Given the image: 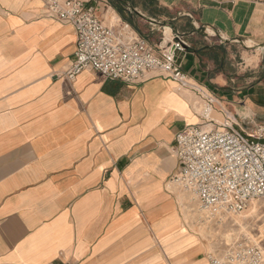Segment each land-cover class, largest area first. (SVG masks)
Segmentation results:
<instances>
[{"label": "crops", "instance_id": "0c3cea01", "mask_svg": "<svg viewBox=\"0 0 264 264\" xmlns=\"http://www.w3.org/2000/svg\"><path fill=\"white\" fill-rule=\"evenodd\" d=\"M80 1L151 45L180 34L215 116L264 124V0ZM44 13L0 0V264H208L170 185L175 135L202 122L192 96L160 77L68 80L75 30Z\"/></svg>", "mask_w": 264, "mask_h": 264}, {"label": "built area", "instance_id": "2783aa9c", "mask_svg": "<svg viewBox=\"0 0 264 264\" xmlns=\"http://www.w3.org/2000/svg\"><path fill=\"white\" fill-rule=\"evenodd\" d=\"M39 1L45 18L75 30L76 50L65 72L68 80L73 81L83 71L127 84L160 77L175 82L205 104L203 114H196L202 122L175 135L172 153L177 168L171 182L195 197L213 225H226L251 201L264 199V124L247 133L234 129L229 118L220 124L209 118L213 96L187 77L176 61V53L186 46L180 34L173 35L164 47L151 45L128 25H104L94 9L80 0ZM207 125L212 129L207 130ZM207 262L264 264V224L255 235L238 236L222 250L208 253Z\"/></svg>", "mask_w": 264, "mask_h": 264}, {"label": "rangeland", "instance_id": "374dc122", "mask_svg": "<svg viewBox=\"0 0 264 264\" xmlns=\"http://www.w3.org/2000/svg\"><path fill=\"white\" fill-rule=\"evenodd\" d=\"M119 24L121 25V23ZM104 25H107V23H104ZM182 91L192 96L195 113L202 115L205 109V104L197 99L191 92ZM195 104L199 107V110L195 109ZM209 118L219 120V123H223L222 118H217L213 112L210 113ZM251 210H254V212L251 213ZM181 214L183 222L204 243V254L207 259L208 253L220 251L224 248V244H227L222 236L224 233H233V238L248 235V233L252 235L256 234V231L264 224V199L254 202L245 213L238 216H231L226 222V225H221L220 223V225L215 226L211 222L203 219V213H198V211L197 213L193 212L192 215L186 217L181 208ZM199 219L203 220V222ZM237 220L239 221L238 223ZM230 242L228 244H230Z\"/></svg>", "mask_w": 264, "mask_h": 264}, {"label": "bare ground", "instance_id": "6f19581e", "mask_svg": "<svg viewBox=\"0 0 264 264\" xmlns=\"http://www.w3.org/2000/svg\"><path fill=\"white\" fill-rule=\"evenodd\" d=\"M116 22V21H115ZM104 24V23H103ZM124 25H126V24H124ZM107 26V25H106ZM108 27H110V26H108ZM126 27V26H125ZM111 28H114V27H111ZM126 30H128V27H126ZM195 106H196V104H195ZM195 109H198L199 110V107L198 106H196L195 107ZM212 111H213V109H212ZM211 111V112H212ZM198 123V122H197ZM196 123V124H197ZM195 124V125H196ZM207 130H209V129H212V126L211 125H207L206 127H205ZM172 187H176V185L175 184H170ZM177 188V187H176ZM178 189V188H177ZM179 190V189H178ZM184 196H186V198L188 199V201H189V203L190 204H193V205H195L196 206V208H197V210H198V213H203L202 215L204 216V218L203 219H205L206 221H208V222H210L208 219H207V214H206V212L205 211H202L201 209H199V207H198V205H197V203H196V199H195V197L194 196H192L191 194H187V193H185V192H183V191H181V190H179ZM254 202H257V201H251L250 203H249V205L247 206V208H246V210H244L243 212H241V213H238L237 215H234V216H238V215H241V214H243V213H245L248 209H249V207L250 206H252V204L254 203ZM254 212V210H251V213H253ZM201 222H203V220H201V219H199ZM239 221L237 220V223H238ZM199 223V222H198ZM230 232V231H229ZM223 238H224V241L225 242H227V243H229L230 241L232 242L235 238H233V233H224L223 235ZM233 239V240H232ZM226 244V243H225Z\"/></svg>", "mask_w": 264, "mask_h": 264}]
</instances>
